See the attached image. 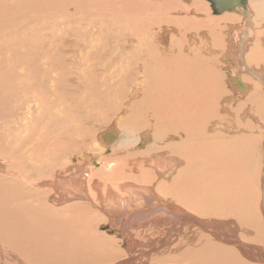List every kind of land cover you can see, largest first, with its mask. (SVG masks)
Returning <instances> with one entry per match:
<instances>
[{"label": "bare ground", "instance_id": "6f19581e", "mask_svg": "<svg viewBox=\"0 0 264 264\" xmlns=\"http://www.w3.org/2000/svg\"><path fill=\"white\" fill-rule=\"evenodd\" d=\"M179 1L0 0V241L13 242L17 253L0 248V264H21L22 260L33 264H264V158L261 166V157L255 155L256 149H251V136L245 134L248 124L252 121L255 122L252 126H257L256 123L259 126L260 119L254 109L244 108L252 100L258 106L264 105V89L252 82L254 94L246 103L236 97H225V90L221 91L219 83L212 80L208 67L211 59L217 61L223 54L224 59L233 58L232 48L227 52L219 37L232 34L234 26L230 23L238 24L242 17L250 22L249 3L255 9L259 1L245 0L244 7L234 11L213 12L227 17L225 28L219 29L221 23L213 22L208 13L212 10L211 4L204 0L206 16L198 22L204 27L198 45L192 36L193 45H190L179 38L182 35H169L165 30L158 34L155 25L178 20L169 15L170 10H181ZM196 1L185 8L201 11L196 8ZM102 13L108 14L107 24L111 28L106 32L111 38L115 35L116 15L121 14L119 21L125 25L119 32L122 34L119 35L117 27L115 30L123 36L129 64L137 71L121 88L115 76L113 83L119 87L112 98L113 104H118L117 109L113 106L114 118L117 117L118 125L124 124L125 117L128 121V115L130 120L133 118L136 129L143 130L137 133V142L144 151H113L112 155H105L99 145V153L94 157L99 165L93 164V156H85L83 162L50 173L49 168L35 161L34 151L23 145L28 152L17 149L12 153L21 162L15 161L16 167H5L3 70L15 69L13 89L22 96L14 99L17 101L13 107L15 113L10 117H18L21 123L18 129L22 133L24 122L41 112L35 100L37 95L32 92L34 84L42 82L50 72L91 68L85 57L95 55L101 48L106 21ZM176 15L180 14L176 12ZM39 32L48 35L40 41L37 38L44 51L30 53L24 63L12 64L14 61L7 60L11 43L35 37ZM179 33L186 36L184 32ZM250 35L254 38L253 48L248 56L239 55L238 59L245 57L248 66L242 63L243 66L250 75L258 77L259 71L251 68L255 65L250 59L264 65L259 55L264 36L260 30ZM168 37L177 39L179 45H172L174 41L168 44ZM245 39L252 41L250 37ZM215 41L220 45H214ZM58 45L60 49L66 47L79 60L64 63L62 51L51 52ZM128 65L126 70L134 71ZM122 72L126 74L125 68ZM263 73L261 70L260 74ZM118 81L123 84L125 80L118 77ZM260 83L264 87V81ZM236 86L244 87L241 80ZM121 97L123 101L119 100ZM216 99L219 105L212 108ZM234 99L235 105L241 106L238 112L229 104ZM115 129L112 126L103 132L101 141L104 143L102 135L107 131L116 136ZM210 133H216L217 139ZM233 133L240 135L233 138L237 142L226 138ZM151 135H155L153 139L157 142L151 141ZM172 138H181V149L173 148L178 143L169 144L175 140ZM180 151L184 153L182 157ZM171 156L184 158L183 168L179 167L182 162ZM86 161L88 167H85ZM251 161L255 166H248ZM101 225H106L105 232L98 231ZM119 245L121 248L115 250ZM6 251L14 256L7 255ZM160 253L167 259L159 258ZM5 256L12 261L5 260ZM30 256H35V260Z\"/></svg>", "mask_w": 264, "mask_h": 264}, {"label": "rangeland", "instance_id": "374dc122", "mask_svg": "<svg viewBox=\"0 0 264 264\" xmlns=\"http://www.w3.org/2000/svg\"><path fill=\"white\" fill-rule=\"evenodd\" d=\"M177 1H179V0H177ZM185 1H187V2H185ZM258 1H259L258 8H257V5H255L254 6L255 9L251 8L250 3H249L248 7H249V11H250L249 12L250 22H249V20H247V21L244 20V17H242L243 15L235 13L236 15H241V17H242V19L240 20L241 22H239L241 24V26L239 23L238 24L237 23H230L231 26H234V28L232 30L233 31L232 34L219 37L220 42L223 43L222 47L224 48V46H225V50L227 52H228V50H230L232 48V51L234 53L233 58L231 59V57H228L229 59L228 58L224 59L223 58L224 54H223V56H219L221 58V59L220 58L219 59L222 61H220L219 59L217 61L216 60L212 61V59H211L210 63L208 64L210 71L213 72V73L211 72L212 80L215 83H219L218 85H220L221 91L225 90V93H224L225 97H230L232 99L236 97V98L240 99L242 102L245 100L244 101L245 103H246V99L249 96L252 97L254 94L253 89H251L253 86L252 82L254 84L258 85V87H260L261 90L264 89L262 83H260V81H264V73L262 75L260 74L261 70L264 71V65L260 64V62H256V61L250 59V61H252L251 63H253L255 65V68L254 67H251V68L255 71L256 70L259 71L258 77H254V76L250 75L248 73V71L246 70V67H244V66H248V63L246 62L245 57L249 55L251 48H253L254 38L250 35L251 32L252 31L257 32L260 30V32L262 33V36H264V0H258ZM191 2H193V0ZM191 2H190V0H183L182 2L179 1V4L181 5V6L179 5V9L181 7V10L180 11L177 9L170 10V12H172V13H170V15H169V16H171L170 18H173L174 20H176V19H178V20H176V22H168V23H165V21L164 22L162 21L161 24L155 25L157 30H158V34L163 32V30H165V32L168 33L169 35H171V34L182 35L183 38L182 37H179V38L181 40L182 39L186 40L185 42H187V43L190 42L189 43L190 45H193L191 42V41H193V40H191L192 39L191 36H192L195 39L194 41H196L194 43H196L198 45L199 44L198 38H200V34L204 30V27L202 25H200V23H198V22H200L199 20H202V18H205V16H206L205 15L206 11H203V5H202L203 3H206V1H204V0H197L196 1L197 2L196 8L201 10V11L198 10L196 12L192 8L186 9L191 4ZM175 3H177V2H175ZM174 11H176L177 14H180V15H176V12H174ZM190 12H192V13H190ZM208 13L211 16V19H213V22L221 23V25L219 24V27H218L219 29H222L223 27L225 28L226 24L224 23V21L227 18L226 15H224V14L215 15L211 9L208 10ZM102 14L103 15L101 17L103 18V20H106V21L104 22V25H103L104 29L102 30L101 48H100L99 52L96 53L95 55H88L85 57V62L86 63L88 62V64H91V68H88L85 71H82V70L81 71H79V70L78 71L61 70V71H56V72L55 71L50 72L49 75L46 74V76L42 82H40L39 84H34V87L32 88V92H35L37 95L35 100L38 101L37 104L39 103V107H41V112H39V114L34 113V115L29 120L24 122L25 131L23 129L22 133H20L19 129H18L19 125H21L18 117L17 118L10 117L11 115L14 116V113H15L13 111V107L15 106L17 101H15L14 99H18L19 97L22 96L20 93L17 94L13 89L14 88V79H13V73L14 72H13V70H15V69L13 67H9L7 70H3V97H4L3 99H5V100H3V115L5 116V117L3 116V164L5 167L7 165L8 166L12 165L11 167H13V165H14V167H16L17 165H15V163L21 162V161H19V158H17L16 155L14 156L12 153H15V150H17V149H23V145L25 146L26 149L28 148V149H30V151L31 150L34 151L35 161L38 163V165H42L45 168H49L48 171H50V173L60 171V169L62 171L63 169L65 170V168L66 169L70 168L69 166L71 164L73 165V164L81 162V161L83 162V160L85 159V156H93V159H92L93 164H94V162H95V164L96 163L98 164V159H95L94 157H95V155L97 156V154L99 153V151H98L100 149L99 145L102 146L103 150H105V152L103 151V153L105 155H112L113 151H120V153L125 152V151H127V152L130 151L133 153H137V151L138 152L144 151L143 147L138 145L140 143L137 142V139H138L137 133H140L143 130L139 129V131H138L136 129L137 128V126H135L136 123L135 122L132 123V121H134L133 118L130 120V116L128 115V117H127L128 121H126V117H125V121H123V123H124L123 125H118V122L116 124L115 119L117 117L114 118V116L116 115V113H115L116 109H117L116 106L118 104L114 105L112 102V98H114V96L117 95L116 89H118V87H119L118 85H115V84L116 83L121 84L120 85V88H121L125 83L128 82V77L135 76L137 71H136V68L134 67V65L129 64L130 58L126 56V52L124 51L125 48H123L124 46H126L124 44V40H123L124 38H123V36H119L120 34H122L119 32L122 31L124 26H125L122 21H119V15L121 16V14L118 13V15H116V17H118L117 21L115 22V23H117V25H115L113 27L114 34L116 35L118 32L119 35L117 34L116 37L114 35L113 38H111L110 34H108L109 32H106L111 28V26L108 25L109 24L108 14H106V13H102ZM103 16H106V17H103ZM104 18H106V19H104ZM154 18L158 19V20L160 19L159 16H155ZM133 19H135V17H133ZM194 23H196L200 26H197ZM138 24H140V23L138 22ZM227 25H229V24H227ZM244 25H246V26L241 28ZM127 26H128V28H131L130 24L129 25L127 24ZM231 26H229V27H231ZM115 27H117V29H118L117 32L115 30ZM211 27L213 28V25H211ZM179 32L186 33V36H184V34H181ZM246 33H247V35H246ZM71 35L72 34H70V36ZM46 37H48L47 33H43V34L40 33V35L37 34L35 37L32 36V37H28V38H22L21 39L22 41L20 40V42L17 40L16 42H14V45H12L13 43H11V45H10L11 47L8 48V51L9 50L10 51L8 52L9 57H7V60L10 63L14 61L12 64L19 62V61H23V63H24L26 61L24 58H26L28 55H30V53L34 55V54H37L39 51L42 52L45 50V47L41 46L39 41H40V39H44ZM245 37L246 38L247 37L252 38V41L246 42ZM37 38L39 41H37ZM168 38L166 39L168 44H170L171 42L174 41V43H172V45H174V46L179 45V41H178V43H176L177 39H175V38L171 39V37H168ZM22 43H24L26 46L25 45L20 46ZM29 43H31V44H29ZM214 43H215L214 45H220L218 41H215ZM168 44H167V46H169ZM60 46L61 45L56 46L52 51H51V48L47 49V50L54 52V53L57 51L56 54H58L59 51H62L61 59H63L64 63L74 62L76 60H79L78 57H76V55H74L73 52L68 51V49L66 47L64 49H62L63 46L60 49ZM255 50L257 53L258 49H255ZM261 50H262V52H259V55L264 59V54H263V56L261 55V53L264 52L263 43L261 45ZM19 51H21V52H19ZM26 52L28 53L27 55H25ZM236 52H237V54H236ZM221 53L222 52H220V54ZM24 55H25V57H24ZM239 55H242L245 57L238 59ZM242 59H245V62H243ZM107 62H109V63H107ZM219 62H221V63H219ZM217 63H219V64H217ZM238 63H241V64H238ZM242 63H244L245 65ZM109 64H111V65H109ZM127 65L129 67L133 66L134 71L132 70L133 72L132 71L128 72L126 70ZM123 68H125V72H126L125 75L122 74ZM26 71L27 72L32 71L34 73L38 72V71H33V69H26ZM115 76H117L116 83H113V82H115ZM236 76L239 80L236 78ZM118 77L125 80L123 84L118 81ZM39 78H41V75L39 76ZM240 80H241V83L244 85V87L242 86L243 88L236 86L237 82L239 83ZM242 89H243V91H241ZM231 90L234 91L236 94L232 93ZM28 91L29 90H26L27 94H28ZM104 95H105V97H104ZM83 96H84V98H83ZM99 96L101 97V99ZM122 97H123V95H122ZM122 97L119 99L120 101H123ZM89 99L91 102L89 101ZM106 100L109 102H107ZM252 101H253V103L248 102L249 104L247 103L244 106V108L245 109L248 108V109H246L247 111L250 110L249 108L254 109L256 115L260 119V122H259L260 125L258 126V124L256 123L257 126H252L251 123H253V125H254L255 122H252L251 119L248 117L249 120L251 121V123L248 124V133L245 132V134L251 136V141L253 144V148H251V149H256L255 155L257 154V156L261 157V166H262L263 158H264V142H263L264 141V112L261 113V109H264V105L259 102L260 106H258V103L256 101H254V100H252ZM93 102L96 104H94ZM4 103H5V105H4ZM100 103H101V105H100ZM235 103H237V101H235V99L233 101L229 102L232 110L238 112L237 109L240 108L241 106L235 105ZM90 105H92L93 107ZM96 105H97V107H96ZM218 105H219V103L216 99L212 108H215V106H218ZM113 106L116 109L114 108V110H113ZM6 107H7V109H6ZM103 107H104V109H103ZM107 107H109V108H107ZM97 108L98 109L100 108V109L98 110ZM90 109H92L93 111ZM95 109H96V111H95ZM109 109H111V110H109ZM256 109H258V110H256ZM87 111L90 113H88ZM103 111H104V113H103ZM105 111H106V113H105ZM96 112H98V113H96ZM250 112L251 111H249V113ZM59 113L62 115H60ZM103 114H104V116H102ZM249 115H253V113H250ZM261 115H262L263 120L261 119ZM8 120L13 121V122L8 123ZM234 120L235 119H233L232 122H234ZM128 122H129L130 126H128ZM12 123H14V124H12ZM4 125L10 126V128H7V127L5 128ZM112 126L114 128H116L115 129L116 132L118 131L116 136L114 137V139L111 143H109V144H107L105 142L103 143L101 141L100 135L103 132H105L107 129L112 128ZM250 129L252 132L250 131ZM119 131H121V132H119ZM122 131H124L125 133ZM210 135L213 136V138H215V140L217 139L216 133H212V134L210 133ZM37 136H39V138ZM125 136H126V138H125ZM154 136L153 135L150 136V139L152 142L155 141L153 139V138H155ZM235 136H237V137H235ZM238 136H240V135L239 134L236 135L233 133L232 135H226V138H227V140L228 139L232 140L233 138H238ZM98 138L100 139V141ZM172 139H175V138H172ZM180 139L176 138L175 140H173L169 144L172 145V144L178 143L177 146L175 145V146H173V148L175 147L174 149H179V148L181 149L182 144H179ZM52 141H54V142H52ZM232 141H236V140L233 139ZM256 141H257V143H256ZM155 142H157V141H155ZM46 143L50 144V145H47ZM53 143H55V144H53ZM97 144H98V146H97ZM53 146H54V148H53ZM111 146H112V148H111ZM51 148L53 149V151ZM89 148L91 150H89ZM26 149H23V150H26ZM55 149H56V151H55ZM48 151H49V153H46ZM52 152H53V154L55 152V154L53 155ZM177 152H179V151H177ZM181 152L182 151H180L179 155L182 157L184 155V153H181ZM4 153H6V154H4ZM37 153H39V154L37 155ZM43 153H45V154L43 155ZM57 153H58V156H57ZM46 155L48 156V158L46 157ZM119 155H122V154H119ZM180 156H175V157L171 156V157H174V158L180 160L182 162V164L179 165V167L183 168L185 159L181 158ZM38 158H39V160H38ZM54 158H55V160H52ZM73 159H75V161ZM50 161H52V162L50 163ZM87 162L88 161L85 162V165L87 164ZM46 164H49V165H46ZM255 164L256 163L251 161L248 164V166L249 165L255 166ZM98 165H94L95 168H98ZM88 166L89 165H86L85 167H88ZM172 177H173V175H172ZM166 178H168V177H166ZM98 231L99 232H105L106 231V225H101V227L98 229ZM7 244H9L10 247H12V248H10L9 245H7ZM2 247L4 250L8 249V251L10 250V251H14L16 253V250H14L16 245H15V247H13V242L9 241L8 239L7 240L3 239V242L0 241V248H2ZM119 248H121L120 245L118 247L116 246L115 250H119ZM8 251H6V254L13 257L14 254L10 255L11 253H8ZM160 255H161V253H160ZM158 257L159 256H156V258H158ZM30 258H31V260H35V256H32V257L30 256ZM45 258H47V257H45ZM125 258L126 257L119 258L115 261V263H118V262L120 263V261L125 259ZM159 258H162V260L167 259L166 257H163L162 255ZM5 260H7L8 262L12 261L11 259H8V257H6V256H5ZM22 261H24V262H21V264H33V263L26 262L27 260H22ZM11 263L13 264V262H11Z\"/></svg>", "mask_w": 264, "mask_h": 264}, {"label": "water", "instance_id": "95a60500", "mask_svg": "<svg viewBox=\"0 0 264 264\" xmlns=\"http://www.w3.org/2000/svg\"><path fill=\"white\" fill-rule=\"evenodd\" d=\"M211 4V8L215 14L223 13L226 11H234L237 8L244 7L245 0H207ZM115 135L112 131L102 135V139L105 143L109 144L113 141Z\"/></svg>", "mask_w": 264, "mask_h": 264}]
</instances>
